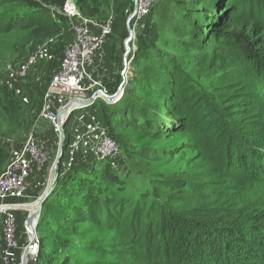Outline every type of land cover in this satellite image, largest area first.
<instances>
[{
    "label": "trees",
    "instance_id": "obj_1",
    "mask_svg": "<svg viewBox=\"0 0 264 264\" xmlns=\"http://www.w3.org/2000/svg\"><path fill=\"white\" fill-rule=\"evenodd\" d=\"M10 1L0 0V30H31L37 40L61 35L60 46L54 52L55 60L49 63V73H52L56 58L72 38L67 19L51 10V7L61 9L63 0L57 1L61 5L50 8L24 0L23 7L33 11L12 16L3 10ZM77 1L84 16H98L99 7H89L86 0ZM21 2L14 0L13 4ZM43 2L50 3L49 0ZM156 2L142 20V25L135 30L133 45L136 49L131 54L134 78L128 79L129 86L125 87L122 100L112 106L96 101L87 111L108 128L111 120L132 119L136 113L144 124L140 126L141 131L147 130L150 138L160 139L183 130L196 142L197 154L192 164L196 171H201L198 180H192L188 175L182 180H159L160 191L168 198L161 199L160 204L153 203L146 196L142 197L144 201L114 199L105 194L107 190L103 186L93 182L92 175L83 167L89 160L82 159L83 166L73 161L70 168L66 167L70 142L66 125L71 117L64 125L63 155L55 187L43 201L37 223L38 254L42 256L45 245L39 228L46 220L47 211L56 214L57 206L63 209L67 206L86 214V221H96L107 228L115 227V232L134 244V251L145 264H191L190 261L197 264L199 259L215 264L216 258L223 260L225 257L229 264H264L263 213L257 210L264 207V140L259 139L264 136V0H169L164 3L171 9L169 19L163 24L169 41L166 37L158 39L162 44L176 43L187 52L192 51L194 59L189 65L184 64L188 74L197 71L195 78L171 62L173 56L166 50H159L154 55L158 59L162 57L166 66L170 65L169 70H162L157 61L151 59L150 50L156 48L150 38L153 17L161 7ZM115 7L114 32L106 48L110 73L107 86L111 94L121 82L119 68L125 52L123 43L128 37L126 21L134 10V0H115ZM219 7L223 8L217 13ZM145 23L147 27L140 33ZM220 52L233 56L231 64L218 66ZM139 63L143 67L140 68ZM224 74L227 76L221 81ZM139 80L147 85L150 94L147 101L135 105L130 101L127 88L131 81ZM46 85L47 82L39 85L35 92L31 91L30 108H26L29 109L26 113L39 114ZM1 88L8 96L4 108L14 114L16 108H10L9 90ZM3 117L0 115V126L6 122ZM139 119L137 124L141 123ZM10 152L9 144L0 145V172L10 159ZM75 172H81L82 178L71 187L69 194L61 186L74 180ZM81 179L88 181L89 185H83ZM152 189L155 193V188ZM56 218L60 221L61 215ZM225 222L233 226L218 227ZM253 245H259L260 261L251 256ZM220 249L222 257L219 256ZM205 250L211 251L209 256L205 255Z\"/></svg>",
    "mask_w": 264,
    "mask_h": 264
},
{
    "label": "rangeland",
    "instance_id": "obj_2",
    "mask_svg": "<svg viewBox=\"0 0 264 264\" xmlns=\"http://www.w3.org/2000/svg\"><path fill=\"white\" fill-rule=\"evenodd\" d=\"M21 1L20 4H13L14 0H11L9 4L4 7V12L9 16L15 14L23 15L27 12L31 13L33 10L30 11L29 9H26L25 6L23 7L25 2L24 0ZM28 1H32L48 8L61 5L57 3L58 0H49L50 3L48 4L43 2L46 0ZM65 1L66 0H63L62 3ZM86 1L89 7H99L100 12L96 18L100 20H107L111 16H115V13L117 12L115 11V0ZM166 1L169 0H158L156 2H159L161 7L159 8L158 13L153 17V33L150 38L153 40L154 44H156V48L150 50V56L154 62L157 61V65L162 70L164 68L169 70L170 65L166 66L167 63L164 62L162 57L158 59V57H155L154 55L159 50H166L168 54L173 56L170 61H173L179 69L187 72L184 63L189 65V62L194 59L192 51L187 52L186 48L183 49L177 46L176 43H173V45L162 44L158 39L166 37V40L169 41L168 34L165 33L166 26L163 25L169 19L171 14V9L168 8V5L166 6L164 4ZM99 3H102V5H99ZM76 6L77 8L79 7L77 0ZM222 8L223 7H219L216 12L219 13ZM148 19L149 17L146 21H148ZM61 21L62 19L60 22ZM146 23L142 26L140 33H143L146 29ZM60 41L61 35H56L50 39L37 40L34 34H31V30L14 28L8 32L0 30V115L4 116L5 118H3L6 119V122H4V124L2 123L0 126V145H11L12 143L24 140L28 135L27 133H29L30 126L37 120L38 114H35V112H30V114L26 113V111L29 110L26 108H30L29 96L31 91L33 93V91L35 92L37 88H39V85H43L46 82L48 85L51 76V72L49 73V63H52V61L55 60L54 52L56 48L58 49L60 46ZM44 42H47V48L51 49L50 55L52 56V59H42L39 64L34 67V70L26 83H21L18 86L13 87L7 86L5 79L6 68L22 62L38 44ZM66 45H64V48H66ZM232 61L233 56L230 53L225 54L220 52L217 56V62L219 63L218 66H227L231 64ZM138 65H140V68L143 67L142 63H139ZM137 69L138 68H136V70ZM237 70L238 69H236V72ZM134 71V66L132 65L130 71L132 74L129 80L134 78ZM188 73L189 72L186 74L189 77L191 76L192 78H195L197 76V71H193L191 74ZM225 75L226 74L222 76L221 81L226 78L227 75ZM237 76L236 73V77ZM144 84L145 83L140 80L137 82L131 81V86L127 88L130 101L135 105H137L136 103L138 102L143 103L148 99L150 90L147 85ZM1 86L9 90V98H11V101L9 102L10 108H16L14 114L4 108L6 107L7 102L5 97L8 96L5 95L6 92L3 91ZM126 86H129V83H127ZM92 107L93 106L87 108L90 109ZM87 108L85 110H76L74 116L78 118L83 117L87 112L86 110H88ZM86 118H88V114L85 116V119ZM137 119H139V115L135 113L132 119L128 117L126 120L120 122L111 120L109 123L110 127H104L109 135L112 138L114 137L118 145H120V154L114 159V161H99L98 159L91 157L89 153L91 148L87 141L75 149L73 161L78 162L77 164L81 165L83 163L82 159L86 157L89 162L86 163V166H81L84 168L86 167L85 169L87 172L92 175L93 182H96L98 186H103V188L107 190L105 194L111 195L114 199L118 198L131 201L141 199L144 201L142 197L146 196L153 203L160 204L161 199L166 200L168 198L163 196L164 193H161L159 187L161 183L159 180H172L173 178L182 180L186 175L190 176L192 180H198L201 171H196L195 165L192 164V160L197 154L195 147L196 142H194L191 136L184 133L183 130L167 134L160 139L147 137V130L146 132H143L140 129V126L142 127L144 125L143 122L139 119L141 123L137 124ZM18 121L19 123H17ZM23 121H26V123H22ZM41 126L42 128L38 130V137L45 142L46 147L50 144L52 148L50 149V152H48V160L46 162L45 170L39 172V174H35L27 181L28 188H34V190H30L31 193H29L31 195L29 198L31 201H35L36 197H39L46 189L47 179L51 168L50 165L55 158L58 149L56 143V140L58 141L57 135L47 137L42 130L47 132L49 129L48 126H46L45 123H42ZM259 139L264 140V136ZM4 168L5 165L0 173L3 172ZM73 175L75 177L74 180H69L67 184L62 186L60 185L61 183H59L62 190L67 191L69 194L72 191L71 187H75L79 179L82 178L81 172H75ZM81 180L83 185H89V182L85 179ZM29 181H31L30 184ZM112 183H114V186H112ZM152 188H155V193H153ZM257 210H260L263 213V221L261 224L264 226V207L257 208ZM80 213L82 214L80 215ZM25 215L21 212L14 213L16 220H18L16 225V233L19 235L18 242H23L21 244L23 247H25V236L21 222ZM57 215H61L60 221L57 220ZM85 215L86 214L83 212L75 211L73 207L68 208L67 206L65 209L61 208V206H57L56 214L47 211L45 216L46 220L42 222L43 225L39 228L41 241L45 244L42 256H39L38 254L40 264H145L144 261H141V256L138 252L134 251V244L124 238L119 232H115V227L111 226V228H107L99 222L86 221L87 217H84ZM231 226H233L231 223L228 224L225 222L224 224H219L218 227L222 228ZM258 247L259 245H257V247L255 245L252 246L251 256L253 259L260 261V258L258 257L260 253ZM218 251L221 252L219 256L222 257V250L220 249ZM205 253L206 256H209L211 251L207 252V250H205ZM200 257L202 256H196L195 258ZM169 259L171 261L172 257L170 256ZM226 260H228L226 257L225 259L223 258V260L216 258L215 264H229ZM196 261L197 264H205L206 262L214 264L212 261L203 259ZM190 263L194 264L193 261H190Z\"/></svg>",
    "mask_w": 264,
    "mask_h": 264
},
{
    "label": "built area",
    "instance_id": "obj_3",
    "mask_svg": "<svg viewBox=\"0 0 264 264\" xmlns=\"http://www.w3.org/2000/svg\"><path fill=\"white\" fill-rule=\"evenodd\" d=\"M156 1L134 0L133 12L135 11V14L129 23L134 37L129 43L130 53L126 57L125 52L123 54L122 67L119 68L121 82L112 94L109 93V87L107 86L110 73L107 66L106 48L114 32V17L111 16L104 21L88 18L77 8L76 0H66L61 9L51 7L54 13L67 19L72 38L57 58L55 68L42 98L41 110L33 128L22 142L10 145V159L5 166L6 168L0 174V264H20L25 250H27L25 264H37L40 245L36 229L40 214L34 224L35 234H33L31 229L25 225L30 211L16 206V204L20 202L19 204L28 206L34 202L29 199L31 196L29 194L31 193L30 190H34V188H28L27 181L46 168L50 149L38 137V130L42 128V123H45L49 128L47 132L42 130L47 137L57 135L58 141L56 140V143L58 146L61 129L58 123V114L67 107L60 118V122L63 123L69 121L72 117L66 125V129L70 134L65 163L67 168H70V164L73 163L75 149L84 144L85 141L88 142L91 148L89 151L90 156L99 161H114L119 156V145L108 136L106 129L97 121L94 114L89 113L87 110L83 117L78 118L74 114L78 109L85 110L87 107H91L96 101H102L105 105L112 106L122 100L127 81L131 76V54L136 49L133 45L135 30L140 27L142 20L151 11ZM47 44V42L38 44L21 63L6 68L7 86L13 87L24 83L42 59H52L51 49L47 48ZM90 99L93 101L91 105L81 103ZM87 114L88 121L83 127L79 123L85 119ZM3 204L7 207H3ZM17 212L26 214L21 222L25 236V247L18 242L19 235L16 233L18 220L14 216V213Z\"/></svg>",
    "mask_w": 264,
    "mask_h": 264
},
{
    "label": "water",
    "instance_id": "obj_4",
    "mask_svg": "<svg viewBox=\"0 0 264 264\" xmlns=\"http://www.w3.org/2000/svg\"><path fill=\"white\" fill-rule=\"evenodd\" d=\"M135 14V11L129 15L127 21H126V26H127V31H128V37L125 39L124 41V46H125V57L130 53V46L129 43L130 41L133 39L134 37V33L133 30L131 28V26H129L130 20L133 18ZM85 105H91L93 103L92 99L88 100L87 102H81ZM67 110V107L64 108L59 114H58V123L61 126L60 129V137H59V142H58V149H57V153L55 156V159L53 161V168L52 171L50 173V179L49 182L46 187V189L43 191V193L37 198L36 200V210H34V212L28 215L27 220L25 221V225L31 228V231L33 234H35V222L37 221V218L39 217V214L42 210V203L43 201L49 196V194L53 191L55 185V180L57 178V170H58V162L61 160L62 155H63V139H64V125H65V121L62 123L60 122V118L62 116V114L65 113V111ZM50 187V188H49ZM26 254H27V250L24 251V253L22 254L21 257V263L20 264H25V258H26Z\"/></svg>",
    "mask_w": 264,
    "mask_h": 264
},
{
    "label": "bare ground",
    "instance_id": "obj_5",
    "mask_svg": "<svg viewBox=\"0 0 264 264\" xmlns=\"http://www.w3.org/2000/svg\"><path fill=\"white\" fill-rule=\"evenodd\" d=\"M88 109V108H87ZM53 163H51V168H50V171H49V179H50V173H51V171H52V168H53ZM49 179H48V181H47V184H48V182H49ZM50 188V187H49ZM37 200V199H36ZM20 202H18L17 204H16V206H19V207H22V208H25L27 211H30V213H33L34 212V210H36V201H34V202H32L30 205H28V206H26V205H22V204H19ZM3 207H7V206H5V204H3L2 205ZM30 228V227H29ZM31 229V228H30Z\"/></svg>",
    "mask_w": 264,
    "mask_h": 264
},
{
    "label": "crops",
    "instance_id": "obj_6",
    "mask_svg": "<svg viewBox=\"0 0 264 264\" xmlns=\"http://www.w3.org/2000/svg\"><path fill=\"white\" fill-rule=\"evenodd\" d=\"M87 118L86 119H84V120H82L79 124L81 125V126H85V124L87 123ZM47 148L48 149H51L52 148V146H49V145H47ZM37 174V173H36ZM31 183V181H29V184ZM32 183H33V181H32ZM32 214V213H31Z\"/></svg>",
    "mask_w": 264,
    "mask_h": 264
}]
</instances>
